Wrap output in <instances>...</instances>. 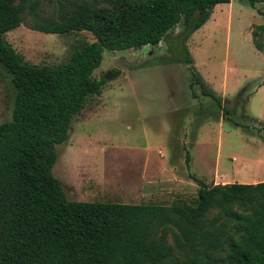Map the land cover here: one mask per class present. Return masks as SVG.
I'll list each match as a JSON object with an SVG mask.
<instances>
[{
	"label": "trees",
	"instance_id": "obj_1",
	"mask_svg": "<svg viewBox=\"0 0 264 264\" xmlns=\"http://www.w3.org/2000/svg\"><path fill=\"white\" fill-rule=\"evenodd\" d=\"M25 1L0 0V65L14 88L11 119L0 124V264H264V181L208 186L189 173L199 186L196 204L168 207L68 200L52 173L56 144L106 82L92 76L104 50L157 44L181 21L196 30L216 4L231 0H100L103 7L60 1V19L35 29L88 31L94 40L56 66L25 62L4 38L20 24ZM251 39L264 51V23L254 25ZM185 60L192 65L189 54ZM192 76L227 113L200 75ZM168 230L181 258L172 256Z\"/></svg>",
	"mask_w": 264,
	"mask_h": 264
},
{
	"label": "rangeland",
	"instance_id": "obj_2",
	"mask_svg": "<svg viewBox=\"0 0 264 264\" xmlns=\"http://www.w3.org/2000/svg\"><path fill=\"white\" fill-rule=\"evenodd\" d=\"M60 1L73 0H26L20 24L4 34L25 62L56 66L92 41L88 31L35 29L60 19ZM249 1L216 5L196 30L192 21H181L157 44L103 51L92 76L104 77L105 84L73 117L68 138L56 144L52 173L68 200L194 206L199 186L189 173L208 186L222 183L223 173H236L238 181L264 177V51L251 39L254 25L264 23V0ZM192 71L227 113L201 93ZM13 96L10 75L0 65V124L11 119ZM167 242L172 256L181 258L171 230Z\"/></svg>",
	"mask_w": 264,
	"mask_h": 264
},
{
	"label": "crops",
	"instance_id": "obj_3",
	"mask_svg": "<svg viewBox=\"0 0 264 264\" xmlns=\"http://www.w3.org/2000/svg\"><path fill=\"white\" fill-rule=\"evenodd\" d=\"M219 4H224V3H219ZM216 5H218V4H216ZM215 5V6H216ZM215 6H214V8H215ZM226 6H228V4H226ZM214 8L212 9V12L210 13V16H209V18H208V20L213 16V11H214ZM227 10V14L229 15L230 14V12L228 11V9H226ZM232 12V11H231ZM217 16V15H216ZM93 36V35H92ZM94 40V37H93V39H92V41ZM256 49V48H255ZM257 50V49H256ZM262 84H264V83H262ZM262 84H260V85H262ZM259 85V86H260ZM236 174V173H235ZM233 172H231V173H223V174H220V175H218V179H220L221 181H222V183H231V182H240V183H256V182H259L262 178H264V177H260V176H262V175H251V177H250V175H246L244 178L243 177H241L240 178V180L238 181V180H236L237 178H239L238 177V175H235ZM260 179V180H259Z\"/></svg>",
	"mask_w": 264,
	"mask_h": 264
}]
</instances>
